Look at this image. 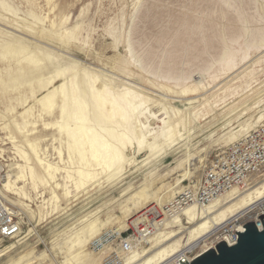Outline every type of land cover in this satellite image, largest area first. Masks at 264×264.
<instances>
[{"label": "rangeland", "instance_id": "1", "mask_svg": "<svg viewBox=\"0 0 264 264\" xmlns=\"http://www.w3.org/2000/svg\"><path fill=\"white\" fill-rule=\"evenodd\" d=\"M7 46L17 48L5 51ZM54 68L66 69V75L46 89ZM70 76L90 102L89 84L95 83L109 99L106 116L113 115L112 102L126 109L111 123L94 122L91 109L86 125L98 124L91 127L110 143L115 141L108 130L126 138L125 155L134 163L121 173L94 163L90 146L81 154L70 134L56 125L62 121L60 110L51 114L38 103ZM263 122L264 0H0V184L9 165H26L19 149L38 180L46 176L42 159L60 169L56 181L63 186L40 180L36 191L29 186V208L19 209L23 232L0 242V264H16L31 252L32 264H102V255L91 248L96 237L125 231L152 204L168 202L165 190L175 188L186 168H192V176L182 187H197L215 157ZM170 133L177 136L171 146L164 143ZM139 141L145 151L138 155ZM154 141L158 154L151 157ZM81 172L91 176L77 189ZM260 175L249 186L264 178ZM133 200L141 205L128 212ZM96 221L106 225L77 255L80 247L70 248ZM187 223L186 228L194 225ZM174 227L162 232L182 233L185 239L179 234L178 239L185 243L187 230ZM205 243L197 247L202 250ZM152 245L136 253L146 249L152 255L158 248Z\"/></svg>", "mask_w": 264, "mask_h": 264}, {"label": "bare ground", "instance_id": "2", "mask_svg": "<svg viewBox=\"0 0 264 264\" xmlns=\"http://www.w3.org/2000/svg\"><path fill=\"white\" fill-rule=\"evenodd\" d=\"M16 45H14V46H16ZM18 47L20 48V46H18ZM16 48L17 47L12 48L10 46H7L4 50L5 51H11L12 49H16ZM22 52H23V50H22ZM14 57H16V56H14ZM37 61H38V59H37ZM38 66L40 68V65H38ZM54 70H55V68H54ZM31 71H33V70H30V72ZM34 71H35V68H34ZM55 71H56L55 72L56 74H53L55 76H52V78H50L49 84L44 85V88L46 87V89H47L50 86V84L53 85V83L60 76L66 75V69L65 70L57 69ZM68 72L69 71H67V73ZM34 78H35V75H34ZM65 79H66V82H64L60 86L47 90V92L45 93L43 98L38 100V103H40V105H41V107H43L42 109L44 111H47L48 113H51V114H53L54 109L56 107L60 110L61 116H62V118L61 117L60 118L62 119V121L56 125L59 126V130H61V133L64 131H67L70 134L75 145L79 146V151L81 154H84V152H85L84 148L86 146L87 147L90 146L89 153H90L91 157L94 159L93 160L94 163L97 162V164L99 166L103 165L106 168L112 169V171L114 173H116V172L118 174L121 173L123 168L125 167V165L131 166V164L134 163V161H133L134 157L127 159V157L125 155V149H126V144H127L126 138L123 136H120V138L118 139L117 135H115L114 133H112L111 131L108 130L107 132L110 133L112 139H114V141H115V142L112 141V143H110L107 141V139L103 135H101V133H99L97 131L98 129L96 130V128H94L97 126H94V127H91V126L94 122H96V123L97 122H99V123L104 122L103 121L104 119H106V121L109 120L111 123L112 119L114 117H117L118 114L119 115L120 114L126 115V109H124L123 106L120 107V105L118 103H114L111 101L112 103H111L110 112L113 115L112 116L109 115L110 117L106 116L105 112L107 111L106 107H107L109 99L107 100V98L105 96H103L101 91L95 88L96 87L95 83L91 82L92 84H89L90 92H91V102H90V99H89L90 95L87 96L88 93H86L84 91V93H86L87 94L86 96L88 97L85 99L83 98L84 93H83V95L80 94V91L82 90V88H79L80 83L78 82L79 83V86H78V83L76 82L77 79H75V77L70 76V77L65 78ZM94 82H96V81H94ZM117 101H118V99L116 100V102ZM91 109H93V111L95 113V121L91 124V126L89 128L86 125H87V123H89L91 121L89 118V112ZM29 112H30V110H27L24 114L23 113L22 114L27 115ZM115 121H116V119H115ZM96 123H94V124L98 125ZM23 129L25 131V128H23ZM244 131L247 132V129H245ZM244 131H242V132L245 133ZM176 138H177L176 134L170 133L165 138V142L164 141H162V142H164V143L169 142L168 145L171 146L172 144H174L176 142V140H175ZM129 143H131L129 145H133L132 142L129 141ZM137 144H138V146H137L138 150L137 151L135 150V152H137L139 155V153H141L143 150L145 151V148H144L145 146L143 147L144 148L143 149L142 148L143 145H142L141 141H139ZM158 144L155 141L151 145H149V143H148V145H149L148 149H150L149 151H151V153H150L151 157H154L156 153L158 154V152H156V151H158L157 148H159ZM70 145H72V147H73L72 142ZM15 148H16V146H15ZM32 149H34V151H36V149L33 146H32ZM72 149L74 151V147ZM86 149H87V153H88V148H86ZM2 153H3V151H0V156L2 155ZM18 153H21V156H22L21 158L26 160L25 161L26 165H19V164L18 165H13V164L9 165L10 170L8 171V173L5 177V181L3 184V190L6 191L7 193L17 197V202L16 203L12 202L16 207H19V209H26V208H29V206H28V204H26V202H28L29 200L32 201L31 194H30V191L28 189L30 185H31V188L34 189L35 191L37 190V182L39 180H40L42 185H47L48 183H50V181H53V182H55L57 189L62 188L63 186L61 184L57 183V181H56V175L60 171L59 168L53 167L49 163L45 164L42 159H38L40 162L39 164H41V166L43 167V169L46 172V176L39 178V180H38L35 169L28 164L29 162H28V159L26 158V154L24 152L20 151L19 149H18ZM137 153H136V155H137ZM36 156H37V158H39L37 154H36ZM85 161H86V159H85ZM0 165H2V163H0ZM84 166H86V164ZM114 167H116V169H117L116 171L113 170ZM191 169L188 170V168H186L184 174L181 176L183 178L178 180V183L175 186V188H173V189L168 188V190L166 189L163 196L170 194L169 199L171 200L177 194L181 193L184 190V188L182 187L181 184L185 180L190 179L192 176ZM82 170H84L83 167H82ZM3 171H4V166H0V172H3ZM86 171H88V170H86ZM90 172H91V170H90ZM87 173L86 172L80 173V178L77 180V182L75 184V185H77V189L83 188L86 185V183L88 182V178L91 175H89ZM93 174H95V172L92 173V175ZM260 174L261 173H257V174L252 175L242 190L241 189L234 190L233 192L227 194L226 196H223V197L217 199L214 203H212L211 205H209L205 209L199 210L196 207H192L190 209H187L183 216L176 218L173 222H171L168 225V227L166 229H164V230H167L170 228H175L174 226L181 227L182 229H186L187 230L186 231L187 232L186 233L187 239H186L185 243H184V241H183V244L181 243V238L184 237V239H185V236L181 235L182 233H176V232H165L164 233L161 231L151 240V243L153 244L152 245L153 247H151V248L153 249L154 247H158L157 251H155L154 254L151 252L152 255L151 254L148 255L149 250H146V249L143 250V255L135 252L129 258L127 264H129L131 261L136 262V264H161L163 262H166L170 258H172L175 254L179 253L182 250V248H184V247H185L184 250L192 251L195 248H197L198 244H201V243L204 244L205 242H207L208 239H210L212 236H214L220 229L224 228L226 225L231 224L232 222L241 218L243 215H245L249 212H252L253 210H256L258 207L263 206L264 205V178L260 182L256 183L254 186H249L251 181L253 180V178L256 177V179H254V180H257V181L260 180V178H261ZM114 176H116V175H114ZM67 178H72V177L70 175H68ZM179 186H181L180 189H178ZM3 194L7 199H9L8 196H6L5 192ZM66 194H68L67 190H66ZM133 197H135V196H133ZM53 200H56V201L58 200V197H57L55 192L53 194ZM160 201H162V200H160ZM140 205L141 204L139 203V200L138 201L133 200L132 204L129 205L130 208H129L128 212L133 211L135 209H138L137 207H139ZM142 209H144V208L142 207ZM20 211H22V210H20ZM131 213H133V212H131ZM184 220H186L189 224H194V225L191 227L188 226L189 228L188 227L186 228L183 224ZM97 224H98L97 221H96V223L92 222L88 226V230H86L87 232L85 233V235L78 238L73 243L74 245L70 248V250L73 248L76 249V247H80L77 249L81 251V249L83 250L85 247H87L88 243L90 244L91 239H93V236L96 235L97 231H101V229L104 227V225H106V224H103V225H101V224L97 225ZM118 231L120 232L121 230L119 229ZM178 234L181 235V238H179V239H178ZM178 244H180V245H178ZM182 245H185V246H182ZM180 246H182V247L179 249V251H177L178 247H180ZM204 248L205 247H203V249ZM78 250H74V251L77 252ZM31 253H33V252H31ZM31 253H30V255H31ZM81 253H82V251L78 252L77 255H79ZM30 255H28V253L26 254V256L23 255L24 257L22 256V258L19 259L18 262H15V263L16 264H32L31 262H32L33 258H30L31 257ZM77 255L73 256L71 259H75L77 257ZM37 259H39V258H37ZM33 261H34V259H33Z\"/></svg>", "mask_w": 264, "mask_h": 264}, {"label": "built area", "instance_id": "3", "mask_svg": "<svg viewBox=\"0 0 264 264\" xmlns=\"http://www.w3.org/2000/svg\"><path fill=\"white\" fill-rule=\"evenodd\" d=\"M257 173H264V122L215 157L197 187L184 189L162 205L152 204L132 220L125 231L108 230L92 241L91 248L102 255V264H125L135 252L150 245L152 238L171 222L183 216L187 209L207 208L234 190H242L249 178ZM2 174L0 172V182L4 180ZM0 186V242H7L22 234L24 223L19 208L4 196V192L9 193L3 190V185ZM255 211L220 229L215 238L203 246V250L201 245L192 251H186L184 247L161 264H189L223 240L234 246L238 240L237 233L244 232V226L253 220L261 231L263 227L259 217L264 215V208Z\"/></svg>", "mask_w": 264, "mask_h": 264}, {"label": "water", "instance_id": "4", "mask_svg": "<svg viewBox=\"0 0 264 264\" xmlns=\"http://www.w3.org/2000/svg\"><path fill=\"white\" fill-rule=\"evenodd\" d=\"M259 220L263 227L261 231L253 220L244 226V232L237 233L234 246L223 240L189 264H264V215Z\"/></svg>", "mask_w": 264, "mask_h": 264}]
</instances>
